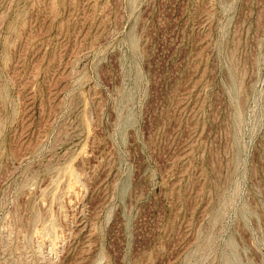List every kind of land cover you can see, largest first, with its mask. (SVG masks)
Listing matches in <instances>:
<instances>
[{
  "label": "rangeland",
  "instance_id": "obj_1",
  "mask_svg": "<svg viewBox=\"0 0 264 264\" xmlns=\"http://www.w3.org/2000/svg\"><path fill=\"white\" fill-rule=\"evenodd\" d=\"M0 264H264V0H0Z\"/></svg>",
  "mask_w": 264,
  "mask_h": 264
}]
</instances>
